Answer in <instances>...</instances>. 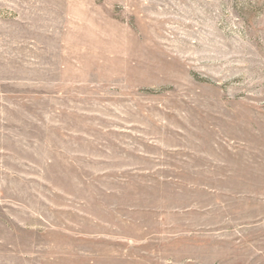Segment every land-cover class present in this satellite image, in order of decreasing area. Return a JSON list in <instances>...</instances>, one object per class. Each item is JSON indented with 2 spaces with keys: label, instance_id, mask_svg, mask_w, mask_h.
<instances>
[{
  "label": "rangeland",
  "instance_id": "1",
  "mask_svg": "<svg viewBox=\"0 0 264 264\" xmlns=\"http://www.w3.org/2000/svg\"><path fill=\"white\" fill-rule=\"evenodd\" d=\"M0 264H264V0H0Z\"/></svg>",
  "mask_w": 264,
  "mask_h": 264
}]
</instances>
